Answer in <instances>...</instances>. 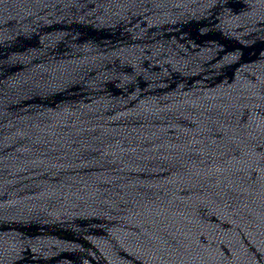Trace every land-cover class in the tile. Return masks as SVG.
<instances>
[{
    "label": "water",
    "instance_id": "water-1",
    "mask_svg": "<svg viewBox=\"0 0 264 264\" xmlns=\"http://www.w3.org/2000/svg\"><path fill=\"white\" fill-rule=\"evenodd\" d=\"M75 264H264V0H135Z\"/></svg>",
    "mask_w": 264,
    "mask_h": 264
}]
</instances>
